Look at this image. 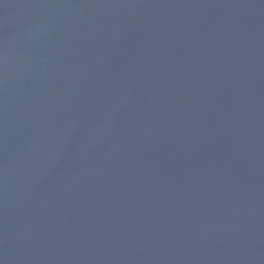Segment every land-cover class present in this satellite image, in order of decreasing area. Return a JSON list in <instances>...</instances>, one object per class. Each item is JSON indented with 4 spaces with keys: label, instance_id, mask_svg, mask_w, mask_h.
<instances>
[{
    "label": "water",
    "instance_id": "water-1",
    "mask_svg": "<svg viewBox=\"0 0 264 264\" xmlns=\"http://www.w3.org/2000/svg\"><path fill=\"white\" fill-rule=\"evenodd\" d=\"M0 264H264V0H0Z\"/></svg>",
    "mask_w": 264,
    "mask_h": 264
}]
</instances>
